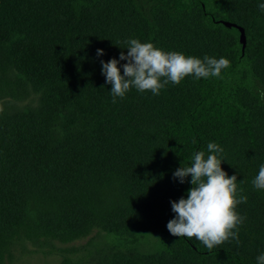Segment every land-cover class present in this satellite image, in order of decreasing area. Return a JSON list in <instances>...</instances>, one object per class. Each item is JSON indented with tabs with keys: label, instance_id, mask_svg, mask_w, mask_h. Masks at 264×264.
Segmentation results:
<instances>
[{
	"label": "trees",
	"instance_id": "obj_1",
	"mask_svg": "<svg viewBox=\"0 0 264 264\" xmlns=\"http://www.w3.org/2000/svg\"><path fill=\"white\" fill-rule=\"evenodd\" d=\"M264 0H0V264L9 248L92 228L96 264H257L264 253ZM243 28L241 53L238 32ZM137 39L165 52L230 61L220 78H185L160 95L112 103L101 60ZM97 49L104 55L97 57ZM127 61H120V65ZM121 74L123 68L121 67ZM210 142L247 203L233 240L209 251L167 230L173 179Z\"/></svg>",
	"mask_w": 264,
	"mask_h": 264
},
{
	"label": "clouds",
	"instance_id": "obj_2",
	"mask_svg": "<svg viewBox=\"0 0 264 264\" xmlns=\"http://www.w3.org/2000/svg\"><path fill=\"white\" fill-rule=\"evenodd\" d=\"M258 8L264 12V3ZM127 54L122 51L119 60L100 61L102 75L111 85L112 103L123 99L135 88L138 92H151L158 96L168 84L179 85L185 78H220L223 70L230 67L224 57L204 56L203 59L186 56L179 52H165L152 43H142L137 39L124 42ZM104 55L97 49V57ZM120 61L127 63L120 65ZM121 67L123 74H121ZM2 111V108H0ZM208 154L199 151L192 157L189 166L181 165L173 173V179L184 184L191 177V188L187 196L171 201L174 218L167 223V230L175 237L195 238L209 251L235 240L239 244V229L246 217L240 215L237 207L247 203L243 188L239 187L237 176H228L221 165L224 149L217 143L207 145ZM257 190H264V164L252 180ZM257 264H264V253L256 257Z\"/></svg>",
	"mask_w": 264,
	"mask_h": 264
},
{
	"label": "rangeland",
	"instance_id": "obj_3",
	"mask_svg": "<svg viewBox=\"0 0 264 264\" xmlns=\"http://www.w3.org/2000/svg\"><path fill=\"white\" fill-rule=\"evenodd\" d=\"M106 247L104 233L97 228L69 242L39 237L9 248L1 264H96Z\"/></svg>",
	"mask_w": 264,
	"mask_h": 264
},
{
	"label": "water",
	"instance_id": "obj_4",
	"mask_svg": "<svg viewBox=\"0 0 264 264\" xmlns=\"http://www.w3.org/2000/svg\"><path fill=\"white\" fill-rule=\"evenodd\" d=\"M219 22L221 24H223L225 27L229 28V27H232V28H235L238 32V42L240 43V50H241V53L243 51V48L245 46V36H244V32H243V28L239 25H236L235 23H232V22H229V21H226V20H219Z\"/></svg>",
	"mask_w": 264,
	"mask_h": 264
}]
</instances>
